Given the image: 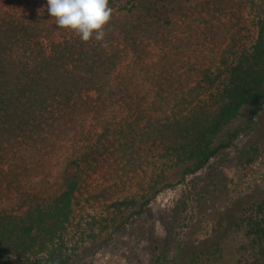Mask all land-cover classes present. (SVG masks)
Wrapping results in <instances>:
<instances>
[{
    "label": "trees",
    "instance_id": "obj_1",
    "mask_svg": "<svg viewBox=\"0 0 264 264\" xmlns=\"http://www.w3.org/2000/svg\"><path fill=\"white\" fill-rule=\"evenodd\" d=\"M109 6L104 39L82 42L56 26L46 0H0V191L17 192L23 207L31 205L17 215L0 210V264L33 257L80 262L76 247L68 249L67 230L98 169L110 162L120 179L132 157L142 165L146 154L164 151L179 180L193 176L246 134H225L243 109L253 118L264 108V0H109ZM113 106L128 115L95 137L87 130L90 117ZM73 136L82 137L83 151L69 162L60 194L24 192V182L51 175ZM170 179L156 176L149 186ZM217 218L208 238L185 245L183 264H220L222 244L235 232L248 243L235 264H264V190L237 196ZM108 225L117 231L124 220Z\"/></svg>",
    "mask_w": 264,
    "mask_h": 264
},
{
    "label": "rangeland",
    "instance_id": "obj_2",
    "mask_svg": "<svg viewBox=\"0 0 264 264\" xmlns=\"http://www.w3.org/2000/svg\"><path fill=\"white\" fill-rule=\"evenodd\" d=\"M153 52L158 53L155 49ZM146 89L149 91L150 87ZM147 95L153 98L151 92ZM148 107L155 109L156 105L144 103V108ZM126 115L128 112L123 108L113 106L99 119L90 117L87 130L98 137L113 122H119ZM251 119L254 126L251 125L250 129ZM236 129L246 134L241 133L232 149L211 161L202 171L182 180L178 179L179 172L166 167L171 163H168V155H164V151L146 154L142 165L140 158L132 157L133 161L120 171L122 183L119 178H114L110 162L98 169L88 179L89 194L84 195L88 199L76 202L75 217L67 230L68 249L76 247L75 252L79 254L76 256L82 257L76 264H156L157 261L170 264L177 255V263H185V245L208 238L224 206L239 195L264 190V108L253 118L249 108L243 109L225 134ZM81 139L76 136L74 141H67L59 154L58 165H52L51 175L47 178L39 175L24 182L23 191L43 199L60 194L69 162L83 151ZM250 159H253L251 165L248 163ZM161 170L163 172L158 178L156 174ZM171 174L172 180L167 181L169 184L163 181L160 186L150 188V181L156 176L161 181L162 175L168 177ZM28 206L31 205L22 206L21 195L17 192L0 191V210L17 215ZM139 208L143 210L137 214ZM112 218L124 220V226L112 231L108 225ZM100 240L104 242L101 247L96 244ZM247 245L241 232L231 234L222 244L224 258L220 264L238 262L242 258V248ZM83 246L86 249L83 250ZM21 262L47 264L37 257Z\"/></svg>",
    "mask_w": 264,
    "mask_h": 264
},
{
    "label": "clouds",
    "instance_id": "obj_3",
    "mask_svg": "<svg viewBox=\"0 0 264 264\" xmlns=\"http://www.w3.org/2000/svg\"><path fill=\"white\" fill-rule=\"evenodd\" d=\"M46 4L58 28L72 31L82 42L104 39L113 13L109 0H46Z\"/></svg>",
    "mask_w": 264,
    "mask_h": 264
}]
</instances>
